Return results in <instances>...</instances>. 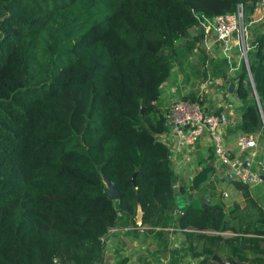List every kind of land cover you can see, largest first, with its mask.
I'll list each match as a JSON object with an SVG mask.
<instances>
[{"label":"trees","instance_id":"obj_1","mask_svg":"<svg viewBox=\"0 0 264 264\" xmlns=\"http://www.w3.org/2000/svg\"><path fill=\"white\" fill-rule=\"evenodd\" d=\"M249 1L0 0V264H102L108 230L138 211L143 224L190 231L186 250L198 264H218L215 253L264 264V203L251 186L231 181L243 204L225 211L214 181L199 185L214 168L179 184L160 138L170 128L159 100L174 62L187 80L202 83L215 70L229 80L226 59L214 64L203 47L194 13L261 2ZM253 43L251 81L243 62L232 77L235 127L264 142L254 95L263 105L264 21ZM194 48L196 63L178 56ZM180 99L203 101L196 90Z\"/></svg>","mask_w":264,"mask_h":264},{"label":"crops","instance_id":"obj_2","mask_svg":"<svg viewBox=\"0 0 264 264\" xmlns=\"http://www.w3.org/2000/svg\"><path fill=\"white\" fill-rule=\"evenodd\" d=\"M259 17H254V15H252V18L258 19ZM263 21L252 20L249 24L250 40L252 43L255 35L260 31V26ZM256 25L258 28H254L256 30L255 32L253 31V27ZM195 51L197 50L194 48V52ZM231 52L234 55V61L237 62V47L235 42L231 45ZM209 56L216 65L219 64L220 60L225 59L221 52L219 42H214L212 44ZM190 59L196 63L198 61L197 52L193 54ZM234 67H236V69H232L229 65V69L226 72V75L229 76L227 82L222 78V70H215L213 74H207L206 80L202 83H200V79L195 78L192 75L190 76V79L187 80V70H183V72L181 71V75L184 78V81H192L191 84H188V87L186 85L183 88L182 86H184V84L179 85V91L181 95H185L189 90H191V92L196 90L197 95L202 93V105L207 112L216 113L215 111L219 110V112L226 113L228 123L224 126L223 138L225 144L230 148L234 155L245 159L248 156V152L240 151L236 142V139L241 132L240 130H236L235 127L240 120V113L238 111L240 101L235 94L236 80L232 78L239 66ZM230 80H233L235 84L232 93L227 92ZM178 83L175 85H178ZM192 84L195 86L191 87ZM175 88L176 87L171 85V81L169 82V85L166 81L163 84L159 100V105L162 110L166 109V102L168 99L176 97L177 93L175 94ZM167 113L169 114V111H167ZM160 138L171 147L174 172L179 178V184L181 183V179L185 182L194 175H197V178H201L202 175L199 174L208 166L214 168V174H212V172H207L205 178L201 180L199 184L200 186L207 184L211 179L216 177L214 180L216 190H220L223 193V189L225 188L223 186L224 183L232 184L228 180L231 177L232 172L226 165L215 160L207 135L202 136L193 147H183L177 142L176 136L172 132L170 125L169 130L163 133ZM257 139V153L264 164V142L260 139V134H258ZM208 174H210V177L206 181ZM220 182H224L222 187H219ZM255 186H252L253 190L251 189V192L254 195L256 190H262V188H264V181ZM232 189L240 195L233 186ZM228 194H230V192H228ZM209 197H212L211 193L209 194ZM239 197L238 201L235 202L242 205L243 199L241 195ZM262 201L264 203V199H262L261 202ZM233 202L234 201L231 202V205ZM231 205H225V211ZM179 208H181V206ZM177 211L179 210L176 209V212ZM139 217L140 211H138L133 218L121 215L116 224L108 230L104 237V255L102 264L199 263L201 257L186 250L188 245V236L186 232L190 231H187V229H180L173 225L166 227L150 226L141 223ZM232 261L233 264H240L237 259H233ZM243 264H245V262Z\"/></svg>","mask_w":264,"mask_h":264},{"label":"built area","instance_id":"obj_3","mask_svg":"<svg viewBox=\"0 0 264 264\" xmlns=\"http://www.w3.org/2000/svg\"><path fill=\"white\" fill-rule=\"evenodd\" d=\"M259 5L264 8V0H261ZM194 16L197 23L196 29L201 35L205 50L211 53L212 44L219 42L228 65L236 69L234 66H239L243 62L251 81L248 53L254 47V43L250 40L249 24L252 20H261L262 15L258 19L246 16L245 5L239 2L231 12L212 17L197 12ZM234 42L237 47V62L234 61V55L231 52V45ZM255 98L262 121L261 128L264 131V110L258 97ZM169 121L177 142L183 147L191 148L202 136L207 135L215 160L226 165L235 174L236 180L250 186L263 182L261 174L264 173V164L257 153L258 134L238 135L236 139L238 149L247 151L248 156L243 159L234 155L223 138L224 126L228 123L226 113H209L199 101L179 99L171 104ZM245 162H248L247 167ZM222 195L229 196L228 192H223Z\"/></svg>","mask_w":264,"mask_h":264},{"label":"rangeland","instance_id":"obj_4","mask_svg":"<svg viewBox=\"0 0 264 264\" xmlns=\"http://www.w3.org/2000/svg\"><path fill=\"white\" fill-rule=\"evenodd\" d=\"M251 3V1H249L248 0V4H250ZM254 7V6H253ZM252 16V15H254V17H259L260 15H262V19L260 20V21H263L264 20V8L261 6V5H259V6H256V7H254V8H247V6H246V16ZM257 27V25L256 26H254L253 27V29L254 28H256ZM258 28V27H257ZM250 29H251V26H250ZM253 31H255L256 32V30L254 29ZM193 53H196V51L195 52H193ZM193 53H190V54H188L187 55V58L185 57V56H182V55H178L181 59H183V61H188V59H190L191 58V55L193 56ZM236 59H237V57H236ZM184 66V64H180L179 65V63H177V62H174L173 63V66H172V70H171V74H170V76L167 78V80H166V83H168V85H169V82L171 81V85H173L174 87H176L175 88V94L177 93V95H176V97L175 98H173V97H171L170 99H168L167 100V102H166V109H167V111H169V109H170V107H171V104L172 103H174L175 101H178L179 99H180V97L182 96L181 94H180V91H179V85H181V84H184V86H182L183 88L187 85V87H188V84H191V81H184V78L182 77V75H181V67H183ZM180 74V75H179ZM171 79V80H170ZM179 81H181V82H179ZM184 81V82H183ZM204 81V80H203ZM179 82V83H178ZM176 83H178V85H175ZM192 86H195V85H191V87ZM256 99V98H255ZM262 105V104H261ZM262 108H263V110H264V104L261 106ZM216 178V177H215ZM215 178L214 179H212L213 181L215 180ZM184 181V180H183ZM223 183L224 182H220V184H219V187H222V185H223ZM263 185V184H262ZM225 188L223 189V192H230V194H229V196L228 197H224V195H222V192L220 193V195L218 196V199L224 204V205H231V202L232 201H238V199L240 198L239 196V194L238 193H236L235 191H234V189H232V186L234 187V185L233 184H229V183H224V185H223ZM255 186V185H254ZM256 187V186H255ZM251 189L253 190V188H252V186H251ZM260 189V188H259ZM264 188H262V190H256L255 191V195H256V197H257V199L261 202V200L262 199H264L263 197H264ZM178 203H180V202H178ZM263 203V201L261 202V204Z\"/></svg>","mask_w":264,"mask_h":264},{"label":"water","instance_id":"obj_5","mask_svg":"<svg viewBox=\"0 0 264 264\" xmlns=\"http://www.w3.org/2000/svg\"><path fill=\"white\" fill-rule=\"evenodd\" d=\"M257 6H259V3H257ZM189 32L192 35H194L195 34V28L194 27L189 28ZM234 87H235V84H234L233 80H230L228 88H227V92L232 93L234 90ZM254 95H255V97H257L255 90H254ZM142 112H143V106H141V109H140V113H142ZM257 126H258V128L262 127V121L260 119L257 122ZM263 161H264V158H263ZM245 166L246 167L248 166V162H245ZM209 177H210V174L207 175L206 181L209 179ZM261 178L264 181V173L261 174ZM102 179H103V182L105 183V185L107 187V196L111 200H118L119 199V192H118V189H117L115 183L112 182L111 180H109L108 178L104 177V176H102ZM228 180L230 182L235 181L236 180L235 174L231 173V177ZM132 182L135 183L134 176L132 177ZM180 209H182V208H180ZM241 246H243V245L241 244ZM211 259L216 261L218 264H233V261H231V262L226 261V260L222 259L220 257V255L217 253L213 254Z\"/></svg>","mask_w":264,"mask_h":264}]
</instances>
